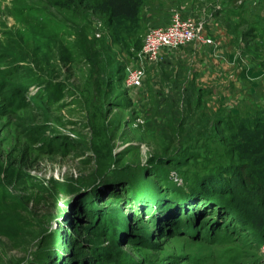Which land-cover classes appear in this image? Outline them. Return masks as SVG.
Masks as SVG:
<instances>
[{"label":"rangeland","instance_id":"374dc122","mask_svg":"<svg viewBox=\"0 0 264 264\" xmlns=\"http://www.w3.org/2000/svg\"><path fill=\"white\" fill-rule=\"evenodd\" d=\"M66 1L0 0V264H264L219 203L185 197L225 167L263 177L264 0H144L112 21ZM177 10L230 58L159 102L149 70L122 77Z\"/></svg>","mask_w":264,"mask_h":264},{"label":"trees","instance_id":"16d2710c","mask_svg":"<svg viewBox=\"0 0 264 264\" xmlns=\"http://www.w3.org/2000/svg\"><path fill=\"white\" fill-rule=\"evenodd\" d=\"M143 1L77 0V3H75L76 0H67L63 2V5L73 6L75 11L83 10L96 16H105L109 21L115 18L135 20L139 16ZM141 44L142 42L138 41L135 47H132L133 50H129L128 63L133 51L139 50ZM125 73L126 70L122 82ZM257 125L264 129V121L258 120ZM249 169L248 166L233 165L225 167L219 173L208 177L199 176L194 180L193 188L185 193V197L190 198L196 195L197 197H209L211 200L216 201L219 203L220 208L224 209L223 215H231L238 228H244L258 243L264 245V171L262 177V175H255ZM149 203V201H146L148 207ZM87 215L91 223H94L96 213L90 210ZM135 217H139V214ZM222 219L225 218L222 217ZM139 222L142 223L143 221L140 220ZM148 225L153 227L151 222ZM58 261H64L63 264H68L66 257H61L59 253L54 256L53 262Z\"/></svg>","mask_w":264,"mask_h":264},{"label":"built area","instance_id":"2783aa9c","mask_svg":"<svg viewBox=\"0 0 264 264\" xmlns=\"http://www.w3.org/2000/svg\"><path fill=\"white\" fill-rule=\"evenodd\" d=\"M193 40L214 43L201 35L200 26L192 18H184L179 10L174 11L167 24L149 28L145 32L140 49L133 51L126 66L123 85L126 88L141 86L148 68L160 61L164 50L174 51Z\"/></svg>","mask_w":264,"mask_h":264},{"label":"crops","instance_id":"0c3cea01","mask_svg":"<svg viewBox=\"0 0 264 264\" xmlns=\"http://www.w3.org/2000/svg\"><path fill=\"white\" fill-rule=\"evenodd\" d=\"M168 21L169 18L168 20H164L162 26L167 24ZM227 45L226 39L220 41L214 39L213 45H205L198 41H192L174 51L164 50L161 53L160 61L148 68L149 73L155 75V79H157L160 85V87L157 86V90L159 91L157 101L161 102L165 98L170 100V102L175 101V98H173L175 94L182 92L181 90L187 86L185 77L191 71L198 72L199 69L201 70L200 62L206 63V65L202 64L206 69L208 67V58L212 61L211 65H214L215 69L222 70V67L225 66L223 62L227 58H230L223 54L224 49L228 48ZM202 73L204 74V69H202ZM173 76L175 77L174 80ZM161 89H163V94L160 91ZM168 95H173V97H168Z\"/></svg>","mask_w":264,"mask_h":264}]
</instances>
